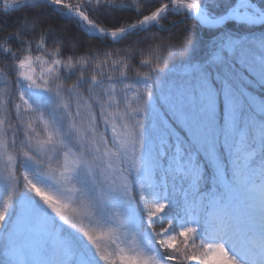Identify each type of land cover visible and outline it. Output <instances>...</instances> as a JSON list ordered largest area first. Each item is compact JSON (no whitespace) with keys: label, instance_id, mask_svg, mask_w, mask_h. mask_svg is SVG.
<instances>
[{"label":"snow or ice","instance_id":"obj_1","mask_svg":"<svg viewBox=\"0 0 264 264\" xmlns=\"http://www.w3.org/2000/svg\"><path fill=\"white\" fill-rule=\"evenodd\" d=\"M0 264H264V0H0Z\"/></svg>","mask_w":264,"mask_h":264},{"label":"trees","instance_id":"obj_2","mask_svg":"<svg viewBox=\"0 0 264 264\" xmlns=\"http://www.w3.org/2000/svg\"><path fill=\"white\" fill-rule=\"evenodd\" d=\"M127 15L134 16V14H133V13H128ZM117 47H119V46H117Z\"/></svg>","mask_w":264,"mask_h":264}]
</instances>
